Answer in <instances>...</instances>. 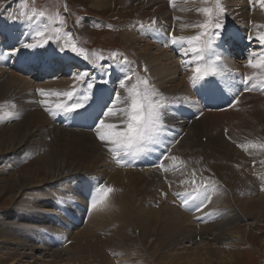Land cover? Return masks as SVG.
<instances>
[{"label":"rangeland","instance_id":"1","mask_svg":"<svg viewBox=\"0 0 264 264\" xmlns=\"http://www.w3.org/2000/svg\"><path fill=\"white\" fill-rule=\"evenodd\" d=\"M107 1L111 3L109 6L97 8L93 5V0H0V26L3 24L0 28V32L2 31L0 36L8 21L9 25L12 22L13 27L22 26L21 28L24 30L25 27L28 28L27 24L32 31L39 27L41 31L45 32L44 39L52 36L47 44L44 43V39L36 36L35 32L30 37L27 34L22 38L20 37V41L23 40L24 42L25 39L27 43H39L41 46L34 50H28L30 52L25 55L28 59L23 56L22 60L19 61V65L26 67L29 71V73H25L28 74L26 76L17 74L24 78V81L13 85L15 90L22 88V93L14 100L9 97L0 98V117H3L0 118V264H66L68 260H71L73 264H95V261L100 264H121L126 260L130 264H264V147H262L264 145V99L255 95L256 101H251L252 103L250 100L244 101L245 98L238 100L237 96L239 98L242 93L239 94L237 90L240 92L244 90L245 83L243 86L240 78L236 82V77L229 73L232 81H227L223 77L218 78L230 90L228 93L230 100L224 102L225 109L231 110L230 114L204 120L206 117L202 119L203 111L196 112L194 108L201 106L199 87L197 84L192 85L189 79L196 65L189 64L184 68L182 62V56L185 57L184 61H188L192 57L191 53L187 56L183 54V50L188 45L186 43L179 44V49H182L183 52L174 55L171 53L173 59L177 60L175 63L177 69L173 70L177 87H166L164 83L163 85L159 84L158 79L160 77L153 76L152 59L150 60L149 56L146 55L147 59L141 60L144 57L139 55L145 43L149 44V41L153 42L154 39L158 42H154L156 45H151L153 46L150 49L153 57L159 56L165 49L167 38L164 36V42L161 40L160 42L157 29H160L161 33L173 31L172 34L177 37H190L204 31L199 25L206 20L208 21L209 33L212 32L215 22H222L224 28L221 30V37L217 41V51H222V57L226 58L224 57V45L227 48L228 44H235V48L230 54L231 59L238 58L239 54H247L245 57L243 55V61L238 66L231 65L235 67V70H238L236 75H241L242 71L245 70L246 76L253 77L252 80L247 81V85H251L252 81L254 85H260L264 81V70L253 69L249 66L248 61L250 58L256 60L264 55V44L258 39L259 34L264 32V5L259 0H251L250 6L244 5L246 0H235L236 2L234 0H219L224 11L215 10L211 17H207L200 9L205 7L215 9L216 0H197V5H194L192 1H185L176 10L171 7L168 8V12H173V20L168 22L169 19L165 21L164 17L161 16L162 14L153 10L156 5L155 0ZM252 2L253 5H251ZM22 3L26 5V9H22ZM243 6L250 11H261L260 14H256V17L248 16L250 28H246L245 25L240 27L239 24L240 20L243 22L241 14ZM33 9L36 10L37 14L43 11L45 16L38 18L34 16L31 22L20 18L22 11L26 10L28 15H32ZM49 15L53 16L54 23L48 20ZM12 17H16V19ZM60 19H63L64 24L61 32L62 38L57 40L51 28L61 27ZM153 20L156 22L154 24L155 30L147 28ZM18 22L21 25H17ZM141 25H144L143 29ZM172 26L173 29H171ZM10 28L11 26L8 29ZM247 29L254 36L252 39H249L251 35ZM15 31L18 32V29ZM28 32L31 33L29 29ZM65 33H70V35H65ZM242 35L246 37L241 42L246 41L243 45L236 39ZM2 39H4L3 36ZM202 39L204 38L202 37ZM19 40L14 48L19 46L18 48L22 49V41ZM248 40H251L252 46L254 45L255 48H251ZM66 42L69 44L67 49H65ZM71 44H75L78 49H85L88 59L73 53L70 49ZM177 45L173 46L171 43L170 46L176 49ZM51 47L53 50L50 49ZM179 49L176 51L179 52ZM112 53H117L116 59L112 58ZM99 57H103V59L101 60ZM125 58L127 59L126 64L124 63ZM13 59L11 56V60ZM239 59L241 58L239 57ZM140 61L145 62V64H141ZM65 62L67 63L64 64ZM37 63L46 64L47 67L53 66L54 63L58 64L53 73L32 77L33 71L34 73L37 72V67L34 66ZM9 66L7 71L0 68V71H4V73H0V83L3 82L2 76L11 73ZM32 68H34L33 71L30 70ZM66 70H69L70 73L68 74ZM56 71L57 73H54ZM77 73L86 74V86L87 83H92L93 87L100 84L97 89L114 87L120 93L119 98L116 95L111 99L108 97V105L104 107L105 111L109 107H113L114 112H119L126 107L128 103L127 88L138 85L140 90L144 89L145 85L138 81V77L141 81L147 80L149 90L156 93L155 99L167 105L163 110V123L167 125V128L164 127L165 135L161 138L157 148L159 154H152L145 161H140L141 156L135 159L130 166L117 164L114 154L108 150V146L97 138L94 131L95 127L88 129L71 126V117L74 114L66 116L62 112H58L57 115L53 116L49 111H46L47 107H52L54 103L62 102L66 98L55 95L42 96L37 89H44L46 93H62L70 91L73 87L80 89L82 86L78 82L74 83V74ZM125 73L131 79L125 81V88H121L120 81L124 78ZM67 80H69V84H66ZM236 83L240 84L236 85ZM85 84L83 85L84 88ZM25 87L27 89H24ZM189 88L198 101L191 102ZM212 90L215 91L217 97L220 96L218 99L225 97V90L221 86L214 85ZM202 91L206 93L207 87L202 88ZM0 93H3V88ZM7 93L11 95L13 92L8 89ZM81 93L83 94L85 91ZM86 94L90 98H95L90 93ZM119 99H121L120 102L115 103ZM43 100H48L50 103L48 105L42 104L41 101ZM229 102L230 106H228ZM203 108L206 107L203 106ZM7 113H12V115L8 116ZM30 114L44 115L45 121H41L42 119L37 115L40 121L32 122L31 117H29ZM100 114L99 111L97 115L100 116ZM101 118L105 119L106 123H113L120 127L125 116L121 111L116 117L105 118L101 116L99 119ZM36 128H39L37 133L41 135L30 140V144L25 143L26 137L29 135L28 132L36 130ZM72 131H81L80 134H87L89 138L85 136L83 139L77 138L76 140L74 135L77 134H73ZM70 142L73 143L70 144ZM17 144H22L21 149L13 151V148L3 152L7 147L12 148ZM46 152L49 159L52 161L59 159L65 166L71 167V169L69 168L71 171L66 170L67 172L65 171L61 176L63 178H55V183L44 181L45 184L40 185L18 186L16 180L24 178L23 172L25 170H29L30 173L37 171L36 174L39 172V176L36 177L45 179L47 169L43 167L42 156ZM10 153L11 156L8 157ZM173 156L176 157L175 161L171 159ZM238 157L240 158L238 159ZM95 165H101L100 167L102 170L104 169L105 174L94 170ZM159 165H163V167L160 168ZM131 169H137V172ZM150 169L157 171L154 170L156 173L151 174L152 177L154 175L162 177L165 185L169 186L168 190H164L169 193L165 192L161 188L162 186L159 187L158 183H156L155 188L152 178L147 175L141 181L144 183L140 182V185L134 187L135 189L127 185L128 182L136 180L142 173L150 172ZM117 173L121 176L114 180ZM123 173L124 176H122ZM172 175L174 178H171ZM158 177H156V182L160 181ZM96 178L100 182H92V180L96 181ZM132 178L133 180H131ZM148 182L149 184H147ZM49 185L53 186L46 189ZM99 185L113 188L107 197L106 212L112 211L111 206L114 201L115 207H118L120 204L117 205V203L122 200L121 203L128 204L126 208L129 207V210L132 208L130 218L128 217L130 220L120 218L115 223L110 222V218L103 213L106 207L103 202L91 210H89L90 207L83 209L86 206V200L90 202L92 194ZM89 186L88 191H91L92 194L87 195L89 193L86 191V187ZM202 186L207 187L211 194V202H206L199 211L193 209L191 204L185 206V194L192 193L195 195L196 189H201ZM171 192H174L172 194H175V197L171 196ZM225 194H228L229 198H226ZM82 197L80 205L78 201ZM261 197L263 200L260 204L259 199ZM46 198L52 199L53 205L57 207L46 209L44 206L45 201H47ZM213 199L216 200H214V204H218L216 205L217 208L211 204ZM243 201L248 202L244 204ZM169 207L190 214L185 219L180 217L178 223L182 224L184 230H189L192 227L195 230L197 227L196 229H199L198 236L191 232L192 236L185 237L182 234L178 235V232L175 233V230L169 234L168 229L170 228L167 226L169 216H166ZM223 214L228 215L224 219L226 229L221 228V224L218 225L216 235L219 239L208 240V236H213L210 235V230L200 229L199 226L214 222L222 218ZM172 216L174 217L170 214V217ZM93 226L94 229L90 231ZM220 230L229 231L227 232L230 233L228 238H220ZM95 232H100L102 239L114 245V247L109 245V248H106L107 255L105 252L103 255L99 253L98 260L93 257L97 255L96 253L100 249ZM235 235L236 237L240 236L241 239H234ZM144 238L147 239L146 242ZM212 243H215L214 246ZM189 244L191 246L187 247ZM32 247H36V249ZM60 247H66V250L72 253L70 255H63L64 253H62V257L55 258L53 252ZM40 257H43L44 260L39 259ZM49 258L55 260L49 261L47 260Z\"/></svg>","mask_w":264,"mask_h":264},{"label":"bare ground","instance_id":"2","mask_svg":"<svg viewBox=\"0 0 264 264\" xmlns=\"http://www.w3.org/2000/svg\"><path fill=\"white\" fill-rule=\"evenodd\" d=\"M185 1H192V2H194V5H197V0H155V2H156V5L153 7V10L155 11V12H158V13H160V14H162L161 16H163L164 17V20L166 21L167 19H169V21L168 22H172V20H173V12H171V11H169L168 12V8L169 7H171L172 9H174V10H176L177 8H178V6L179 5H181L183 2H185ZM229 1H232V0H229ZM235 1V0H234ZM236 2V1H235ZM247 2H248V4H247ZM251 2V0H246V3H244V5H247V6H250V3ZM111 3L110 2H108L107 0H93V5L95 6V7H97V8H104V7H107V6H109ZM251 5H253V2H252V4ZM243 9H242V11H241V14H242V16H243V22L240 20L239 21V24H240V27H243L244 25L246 26V28H250L251 27V25H250V20L248 21V16H251V15H253V16H257L256 14H260V12L261 11H259V10H254V11H250V10H248L247 9V7H242ZM233 12V11H232ZM262 15V14H261ZM238 16V15H237ZM259 16V15H258ZM161 20H163V19H161ZM175 20V19H174ZM5 21V20H4ZM28 23V22H27ZM6 24V23H5ZM4 24V25H5ZM3 25V24H2ZM1 25V26H2ZM28 25V28L27 27H25L26 29L24 30V29H22L21 27H19V28H15V27H13V25L12 24H7V25H5V28L3 29V33H2V35L0 36V51H4V50H12L13 48H14V46L16 45V43H17V41L20 39V37L22 38L23 36H26V34L27 35H29L28 37H30L32 34H34V32L35 31H32L31 30V27L29 26V24H27ZM1 26H0V28H1ZM9 26H11V28L10 29H8L9 28ZM148 28V27H147ZM174 27L172 26V28L171 29H173ZM16 29H18V32H16L15 30ZM28 29L31 31V33L29 34V32H28ZM2 30V29H1ZM247 30H249V29H247ZM171 31V30H170ZM250 31V30H249ZM2 32V31H1ZM0 32V33H1ZM173 32V31H172ZM172 32L171 33H169V32H167L166 33V31L165 32H163V33H161V30L160 29H157V36L160 38L159 39V41L161 40L162 42H164L163 41V39L165 38L164 36H166V38H167V46L165 47V49L160 53V55L159 56H156V57H153V55H152V52H151V48L153 47V46H151V45H156L154 42H158V40H155L154 38H152V39H154L153 40V42L151 43L150 41H149V44H146L145 43V45L142 47V52H140L139 53V55L141 56V57H144V59H142L141 58V60H145V59H147V57H145L146 55L147 56H149V59L151 60V63L153 64V70H154V73H153V76H159L160 78L158 79V82H159V84L161 83V85H163V83L165 84V86L166 87H177L176 85H175V83H176V76L174 77L173 76V70L174 69H177L176 67H175V63L177 62V60H174L173 59V55L174 54H177V53H182L183 51H182V49H179V44L177 45V48L176 49H174V48H172L170 45V43H171V37L172 36H174L173 34H172ZM165 33H166V35H165ZM250 35H251V31H250ZM2 36L4 37V39H2ZM14 36H16V37H14ZM236 37V36H235ZM251 37L253 38L254 36H252L251 35ZM237 39V41H239L240 42V44L241 45H243L244 43H241L242 41H244V39H246V37H244L243 35H242V37H237L236 38ZM20 41V40H19ZM21 41H23V40H21ZM20 41V42H21ZM160 41V42H161ZM169 41V42H168ZM24 42H25V39H24ZM247 42H249V44H251V48H255V46L253 45L252 46V42H251V40H248ZM154 43V44H153ZM20 45V44H19ZM176 45V44H175ZM174 46V45H173ZM228 47L226 48V45H224V51H225V54H224V57H226V58H223L222 57V60H223V65H224V68L223 69H225V70H223L222 69V71L224 72V75H223V78L225 79V80H227V81H232V78L229 76V73H231V74H233L235 77H236V82H237V80H239V78H240V81L242 82L241 84H243L244 85V83H243V81H248V76H246V74H245V70L244 71H242V74L241 75H236L237 73H238V70H235L234 68L235 67H233V66H231V65H234V66H238V64L239 63H241L243 60V58L247 55V54H239V56H238V58H236V59H234V58H232L231 59V56H230V54H231V52H233V50H234V48H235V44L233 45L232 43L231 44H228L227 45ZM19 47V46H18ZM17 47V48H18ZM22 47V46H21ZM16 48V47H15ZM55 48V47H54ZM164 48V47H163ZM50 49H52L53 50V48L51 47ZM179 49V52H177L176 50H178ZM25 50V52H22V51H24ZM28 50H30V49H21L18 53V55H16V54H14V55H12V57L14 58L13 60H11V56L10 57H6L5 58V60L4 61H0V68H3L4 69V71H7V69H8V65H10L9 66V71H11V73L9 74V75H4V76H2L3 77V82H1L0 83V90L2 91V88H3V93L0 95V98H3V97H9V98H11V99H15L20 93H22V88L21 89H19V90H15L16 88L15 87H13V85H15V84H19V82H22V81H24V78H22V77H20V76H18L17 74H19L20 73V75H22V76H26V75H28V74H25V73H29V71L27 70V68L26 67H22V66H20L19 65V61H21L22 60V58H23V56H25L26 54H28L30 51H28ZM32 50H34V49H32ZM176 51V52H175ZM23 55H22V54ZM173 55H172V54ZM243 53V52H242ZM184 54V53H183ZM243 55H244V57H243ZM248 55H249V53H248ZM26 57V56H25ZM36 57V56H35ZM239 57L241 58V59H239ZM49 58V57H48ZM47 58V59H48ZM54 58V57H53ZM184 56H182V59H183V64H184V68H185V66H188L189 64H191V63H185L186 61H184ZM228 58V59H227ZM26 59H28L27 57H26ZM37 59V58H36ZM192 59V57H190V59L189 60H191ZM188 60V61H189ZM69 61V60H68ZM164 61H165V64H164ZM37 62V61H36ZM40 62V61H39ZM49 62H51V61H49ZM141 62V64L142 63H144L145 64V62H143V61H140ZM157 62V63H156ZM43 63V62H42ZM44 63H45V61H44ZM67 62H65L64 64H66ZM41 64V63H40ZM58 64V63H57ZM57 64H55V66L53 67V66H51V67H47L46 66V64H43V66H41V65H39L38 63L37 64H35L34 66L35 67H37L36 69H37V72H35L34 73V71H33V69L34 68H32V69H30V70H32L33 71V73H32V77H34V76H38V75H46V74H50V73H53V71L55 70V69H57ZM185 64H187V65H185ZM37 65V66H36ZM84 65V64H83ZM191 65H194V64H191ZM176 66H177V64H176ZM49 68L48 70H47V68ZM60 67V66H59ZM178 67H179V65H178ZM188 68V67H187ZM186 68V69H187ZM180 70V69H179ZM4 71H0V73H4ZM62 71H65V70H62ZM67 72H68V74L70 73L69 72V70H66ZM176 71V70H175ZM227 71V72H226ZM235 74H234V73ZM37 73V74H36ZM54 73H57V71L56 72H54ZM184 77V76H183ZM251 78H253V77H251ZM186 79V78H185ZM182 80H184V78H182ZM250 80H252V79H250ZM239 81V82H240ZM4 82H6L5 84H3ZM69 82V80H67V83L66 84H69L68 83ZM251 82V81H250ZM62 83H65V82H62ZM181 83V82H180ZM240 84V83H239ZM239 84H237L236 83V85H239ZM55 85V84H54ZM65 85V84H64ZM180 85V84H179ZM193 85V84H192ZM252 85H254V82L252 81V83H251V85H249L248 84V87L250 88V89H253V90H249V91H245V90H241V92L240 91H238L237 90V92L239 93V94H241L240 95V97L238 98V100H240L241 98H245V100L244 101H246V100H250V102L252 101H256V97H255V95L256 96H260L262 99H264V81L263 82H261L260 83V85H258V84H256L255 85V87H252ZM98 86H100V84H97V85H95L91 90H89V89H87V86H86V84H85V88H86V90H84L85 88H84V86H82L80 89H79V94H82L81 92H83V91H85V93H90L93 97H95V98H90L89 99V101H88V104H87V107L86 108H88L89 107V102H91V108H90V110L91 111H93V117H94V119H95V121L96 122H94L95 124L94 125H91V123H90V125L87 127L88 129L89 128H93V127H95L96 126V124H97V120H99V118L101 117V116H103L102 115V113L105 111V106L106 105H108V97H109V94H108V92H102L104 89H105V87L104 88H102L101 89V91H100V89H97L98 88ZM214 86V85H213ZM241 86V85H240ZM102 87V86H101ZM237 87V86H236ZM204 88V87H203ZM238 88H240V87H238ZM8 89L9 90H11L13 93L11 94V95H8ZM24 89H27V87H25ZM114 89V90H113ZM108 90H109V92L111 91V95H112V97H114L115 95H116V93H117V91L115 90V88L114 87H111V88H109L108 87ZM21 91V92H20ZM100 91V92H99ZM189 93H191V95H190V100H191V102H195V101H198V99L195 97V95H194V93L192 92V90L189 88ZM224 91V90H223ZM222 91V92H223ZM234 91H236V90H234ZM233 91V92H234ZM97 92H99L98 94H97ZM207 92V91H206ZM215 92V91H214ZM236 92V93H237ZM244 92V93H243ZM6 93V95L4 96V94ZM85 93H83V94H85ZM97 94V95H96ZM224 94V93H223ZM231 94H233L232 93V91H231ZM234 94H235V92H234ZM258 94H260V95H258ZM220 97V96H219ZM218 97V98H219ZM223 97V96H222ZM120 100L121 99H119V100H117L115 103H118V102H120ZM261 100V99H260ZM241 102V101H240ZM251 102V103H252ZM237 103H238V101H237ZM239 104V103H238ZM242 105V104H241ZM118 106V105H117ZM228 106H230V102L228 103ZM227 106V107H228ZM236 106V105H235ZM234 106V107H235ZM116 107V106H115ZM205 107L206 108H203V105H199V107L198 106H195L194 108H195V110H196V112H198V111H203L202 112V119L203 118H205L204 120H208V119H210V118H212V117H215V116H219V115H225V114H228L231 110L228 108L227 110L225 109V104H224V102L222 101V98H220L217 102H216V104L215 105H213V106H210V105H208V104H206L205 105ZM220 107V108H219ZM223 107V108H222ZM226 107V108H227ZM249 107V106H248ZM117 108V107H116ZM246 108V107H245ZM26 109V108H25ZM261 109V108H260ZM191 110L193 111V108H191ZM246 110V109H245ZM248 110V109H247ZM251 110V109H250ZM99 111L101 112V114H100V116L97 118V114L99 113ZM249 111V110H248ZM121 111H119V112H116L117 113V115L120 113ZM227 112V113H226ZM36 113V112H35ZM230 114V113H229ZM251 114V113H250ZM37 115L38 114H33V115H29V117H31V119H32V122H38V121H40V119L39 118H37ZM116 115V116H117ZM42 120L41 121H45V117H44V115H38ZM116 116H114V117H116ZM251 116V115H250ZM227 117V116H226ZM232 117V116H231ZM97 119V120H96ZM238 119V118H237ZM228 120V119H227ZM235 120V119H234ZM237 121V120H236ZM239 121V120H238ZM91 122V121H90ZM230 122V121H229ZM240 122V121H239ZM260 122V121H259ZM27 123V122H26ZM223 123V122H222ZM231 125V124H230ZM233 125H234V123H233ZM220 128V127H219ZM259 128V127H258ZM38 129L39 128H36V130H32V131H36V132H33L32 133V131H29L28 132V136L26 137V140H25V143H29L30 144V140H34L37 136H39V135H41V134H38L37 133V131H38ZM77 129V128H76ZM87 129V130H88ZM62 130V129H61ZM81 130H83V129H81ZM86 130V131H87ZM59 131V130H58ZM63 131V130H62ZM44 132V131H43ZM64 132V131H63ZM80 132L81 131H79V132H77V131H72V133L73 134H77V135H74L75 137H76V140H77V138L78 139H83L85 136H88V138H89V135H87V134H80ZM189 132V131H188ZM194 132V131H193ZM60 133H62L61 131H60ZM73 136V137H74ZM72 138V137H71ZM70 138V139H71ZM94 138V137H93ZM68 139V138H67ZM196 139V138H195ZM67 141V140H66ZM82 141V140H81ZM21 142H23V141H21ZM85 142V141H84ZM226 142V141H225ZM17 143V142H16ZM24 143V144H25ZM69 143V142H68ZM71 143H73V142H70V144ZM93 143V142H92ZM191 143V142H190ZM91 144V143H90ZM78 145V144H77ZM99 145V144H98ZM22 146V144H20V145H16V146H14V147H12V148H6L5 150H3V152H6V151H8V150H11V149H13V151H16V150H18L20 147ZM56 146V145H55ZM84 146V145H83ZM95 146V145H94ZM196 146V145H195ZM27 147V146H26ZM57 147V146H56ZM88 147V146H87ZM230 147V146H229ZM72 148H73V146H72ZM77 148V147H76ZM79 148V147H78ZM90 148V147H89ZM88 148V149H89ZM95 148H97V147H95ZM228 148V147H227ZM21 149V148H20ZM1 150V149H0ZM24 150V149H23ZM22 150V151H23ZM74 150V149H73ZM98 150H99V148H98ZM97 150V151H98ZM224 150V149H223ZM21 151V150H20ZM78 151V150H77ZM71 152V151H70ZM74 154V153H73ZM99 155V154H98ZM9 156H11V153L10 154H8V157ZM101 156H104V155H101ZM161 156V155H160ZM166 156V155H165ZM60 157V156H59ZM69 157V156H68ZM162 157V156H161ZM61 158V157H60ZM240 157H238V159H239ZM67 159V158H66ZM42 160H43V167H44V169H47L46 171H47V175H46V177H45V179H41V178H37L36 176L39 174V172L36 174V172L37 171H35V172H33V173H30L29 172V170H25L24 172H23V175H24V178L22 179V180H16V184L18 185V186H20V187H27V186H31V185H34V184H38V185H40V184H45L44 183V181L45 182H47V183H49V182H54L55 181V178H57V177H60V178H63V177H61L64 173H65V171L66 170H70L71 169V167H69V166H65V164H63V163H61V161H59V159L58 160H54V161H52V159H49V156L47 155V152L45 153V155H43L42 156ZM68 161V160H67ZM240 161V160H239ZM68 162H70V161H68ZM161 164V163H160ZM69 165V164H68ZM84 165H86V164H84ZM77 166H78V163H77ZM87 166V165H86ZM90 166V165H89ZM94 166V165H93ZM101 165H95V167H94V170H97L99 173H104V169L102 170V168L100 167ZM160 166V165H159ZM85 167V166H84ZM105 167V166H104ZM208 167V166H207ZM70 168V169H69ZM73 168V167H72ZM75 168V167H74ZM91 168V167H90ZM93 168V167H92ZM106 168V167H105ZM160 168H161V166H160ZM185 168V167H184ZM81 169V168H80ZM84 169V168H83ZM86 169V168H85ZM107 169V168H106ZM75 170V169H74ZM74 170H72V171H74ZM77 170V169H76ZM112 170H114V169H112ZM128 170V169H127ZM132 170V169H131ZM137 169H133L132 171H136ZM148 170V169H147ZM155 170V169H154ZM154 170L153 169H150V172L149 171H147V172H145V173H142V175H140L136 180H134V181H131V182H128L127 183V185L128 186H130L131 188H134V187H137L138 186V184L142 181V179L144 178V176L145 175H147V176H149V177H151L152 178V180H153V184H154V186H155V188H156V183H158V185H159V187H161L163 190L165 189V190H168V187L165 185L166 183H165V181L162 179V177L161 176H157V175H154L153 177L151 176V174H153V173H156V172H154ZM71 171V170H70ZM85 171V170H84ZM119 171V170H118ZM129 171V170H128ZM22 172V171H21ZM21 172H19V173H21ZM41 172V171H40ZM67 172V171H66ZM69 172V171H68ZM137 172V171H136ZM135 172V173H136ZM127 173V172H126ZM139 173V172H138ZM182 173H183V171H182ZM105 174V173H104ZM137 174V173H136ZM172 174V173H171ZM181 174V173H180ZM22 175V174H21ZM111 175V174H110ZM129 175V174H128ZM176 175V174H175ZM39 176V175H38ZM70 176V175H69ZM112 176V175H111ZM121 175H119L118 173L114 176V180H115V178H118V177H120ZM122 176H124V173L122 174ZM136 176V175H135ZM169 176H170V174H169ZM173 176V175H172ZM156 177H158L159 178V182H156ZM176 177V176H175ZM181 177V176H180ZM65 178V177H64ZM71 178V177H70ZM73 178V177H72ZM107 177L105 176V179H106ZM134 178V177H133ZM133 178L131 179V180H133ZM157 178V179H158ZM161 178V179H160ZM171 178H174V176L173 177H171ZM179 178V177H178ZM15 180V179H14ZM47 180V181H46ZM123 180V179H122ZM150 180V179H149ZM60 181H61V179H60ZM64 181V180H63ZM73 181V180H72ZM107 181V180H106ZM42 182V183H41ZM92 182H100V180L99 179H97L96 178V181L95 180H92ZM108 182H109V180H108ZM125 182V181H124ZM126 182H127V180H126ZM55 183V182H54ZM141 183H144V182H141ZM51 184V183H50ZM53 184V183H52ZM147 184H149V182L147 183ZM60 185V184H59ZM64 185V184H63ZM140 185V184H139ZM51 186H53V185H49L46 189H48L49 187H51ZM149 186V185H148ZM147 186V187H148ZM153 186V187H154ZM62 187V186H61ZM146 187V188H147ZM164 187V188H163ZM54 188V187H53ZM59 188V187H58ZM67 188V187H66ZM87 188V190L86 191H88L89 190V188H90V186L89 187H86ZM115 188V187H114ZM19 189V188H18ZM79 189V188H78ZM135 189V188H134ZM148 189V188H147ZM147 189H146V191H147ZM170 189V188H169ZM82 190V189H81ZM149 190H150V186H149ZM152 190V189H151ZM164 190V191H165ZM172 190V189H171ZM22 191V190H21ZM136 191V190H135ZM93 192V191H92ZM149 192V191H148ZM165 192H167V191H165ZM80 193V192H79ZM88 193L89 194H87V195H90V194H92L91 193V191H88ZM133 193V192H132ZM137 193V192H136ZM162 193V192H161ZM167 193H169V192H167ZM172 193H174V192H171V196H173V197H175L174 195L175 194H172ZM49 194V193H48ZM134 194V193H133ZM160 194V193H159ZM224 194V193H223ZM50 195V194H49ZM48 195V196H49ZM117 195V194H116ZM170 195H169V197H171ZM47 197V196H46ZM167 197V196H166ZM225 197L226 198H229V196H228V194L226 195L225 194ZM80 198V197H79ZM225 198V199H226ZM45 199V198H44ZM82 199H83V197L78 201V203L80 204V201H82ZM85 199V198H84ZM170 199V198H169ZM46 200L47 201H45V204H44V206L46 207V209L48 208H52V207H57L56 205H53V200L52 199H47L46 198ZM115 200H116V198H115ZM119 200V199H118ZM131 200H133V199H131ZM214 200L215 199H213L212 200V206L213 205H215V207L217 208V206L216 205H218V204H214ZM260 204L262 203V200H263V197H261L260 199ZM163 201V200H162ZM174 201H176V200H174ZM216 201V200H215ZM264 201V200H263ZM55 202V201H54ZM65 202V201H64ZM90 202H91V199H90ZM90 202L88 201V200H86V206L85 207H83V209H87V207H90ZM121 202H123L122 200L120 201V202H118L117 203V205L118 204H120V206H118V207H115V201H114V203H113V205L111 206V209H112V211L111 212H106V209H107V207H108V204H107V206L104 208V210H103V213H105L109 218H110V222H114L115 223V221L117 220V219H120V218H127V220H130L129 218H130V215H131V213H132V208H131V210H129V207L128 208H126V206L128 205L127 203H121ZM211 202V201H210ZM244 202V204L246 203V202H248V201H243ZM254 202V201H253ZM252 202V203H253ZM258 202V201H257ZM135 203V202H134ZM164 203V202H163ZM217 203V202H216ZM102 204V203H101ZM133 204V203H132ZM191 204V203H190ZM243 204V205H244ZM41 205H43V204H41ZM81 205V204H80ZM99 205V204H98ZM116 205V206H117ZM135 205V204H134ZM161 205H163L164 206V204H161ZM166 205H170V204H166ZM254 205V204H253ZM125 206V207H124ZM170 206H173V205H170ZM222 206V205H221ZM114 207L116 208L115 210H116V212L114 213ZM168 207V206H167ZM248 207V206H247ZM218 208H220V207H218ZM82 209V210H83ZM194 209V208H193ZM193 209H191V210H193ZM243 209H245V210H248V209H246V208H243ZM253 209V208H252ZM80 211V210H79ZM94 211V210H93ZM93 211H92V213H93ZM140 211V210H139ZM174 211H176V209L175 208H173V207H169L168 208V212H166V214L165 213H163V215L165 214L166 216H169V218H170V221H169V218L167 219V226H168V228H170V229H172V230H170V229H168V233L170 234L171 232H174V230H175V233H177L178 232V235H180V234H182L183 236H185V237H188V236H192V234H191V232H193V233H196L195 235L196 236H198V230L199 229H196L195 228V230H194V228L192 227V228H190L189 230H184L183 228H182V224L181 223H178L179 221H180V219L181 218H183V219H185L186 217H188L190 214H188V213H183V211L182 212H179V211H176L175 213H174ZM241 211V210H240ZM50 212H52V211H50ZM55 212V211H54ZM143 212V211H142ZM145 212V211H144ZM254 212V211H253ZM53 213V212H52ZM60 213V212H59ZM59 213H58V215H59ZM149 213V212H148ZM147 213V214H148ZM227 213V212H226ZM139 214V213H138ZM137 214V216H139ZM170 214L171 215H174V217L172 216V217H170ZM91 215V214H90ZM150 215V214H149ZM159 215V214H158ZM224 216H222V218H219V219H217L216 221H214V222H211V223H206L205 224V226L204 225H202V226H199V228L200 229H204V230H210V235H213L212 237H207V239L208 240H217V239H219L218 238V235H216L218 232H217V226L218 225H220L221 224V228H224V229H226L225 228V223H224V219L228 216V215H226V214H223ZM127 216V217H126ZM142 216V215H141ZM218 216V215H217ZM129 217V218H128ZM146 217V216H145ZM181 217V218H180ZM221 217V216H220ZM105 218V217H104ZM138 218V217H137ZM148 218H149V216H148ZM154 218V217H153ZM153 218H152V220H153ZM136 219V218H135ZM154 219H156V218H154ZM188 219V218H187ZM109 220V219H108ZM107 220V221H108ZM126 220V221H127ZM149 220V219H148ZM215 220V219H214ZM67 221V220H66ZM98 221V220H97ZM137 221H138V219H137ZM146 221V220H145ZM145 221H144V223H145ZM151 221V220H150ZM162 222V221H161ZM43 224V223H42ZM70 224V223H69ZM108 224V223H107ZM112 224V223H111ZM123 224V223H122ZM121 224V225H122ZM149 224V223H148ZM163 224V223H162ZM117 225V224H116ZM124 225V224H123ZM47 226V225H46ZM91 226V225H90ZM142 226V225H141ZM155 226V225H154ZM163 226V225H162ZM84 228V227H83ZM101 228V227H100ZM124 228H125V226H124ZM141 228V227H140ZM146 228V227H145ZM158 228H159V226H158ZM230 228H232L231 226H230ZM236 228V227H235ZM94 229V226H93V228L90 230V231H92ZM97 229V228H96ZM126 229V228H125ZM144 229V228H143ZM162 229V228H161ZM227 229H228V227H227ZM85 230V229H84ZM104 230V229H103ZM216 230V231H215ZM83 231V230H82ZM111 231V230H110ZM114 231V230H113ZM84 232V231H83ZM88 232H89V230H88ZM116 232V231H115ZM153 232V231H152ZM158 232V231H157ZM227 232H229V231H222V230H220V234H221V236H219L220 238H228L227 236L230 234V233H227ZM80 233V232H79ZM87 233V232H86ZM109 233V232H108ZM142 233V232H141ZM146 233V232H145ZM148 233V232H147ZM174 233V234H175ZM236 233V232H235ZM80 234H82V233H80ZM90 234H91V232H90ZM95 234L97 235L96 236V241H98V245L100 246V249H98V253H96L97 255V257L96 256H93L94 257V259H96V260H98L97 258H98V256H99V253L101 254V255H103L104 254V252H105V255H107V249L106 248H109V245H111V246H113L114 247V245H113V243H111L110 244V242H108V241H105L104 239H102L101 237H100V235H102L100 232H95ZM110 234H111V232H110ZM113 234V233H112ZM116 234V233H115ZM173 234V233H172ZM219 234V235H220ZM231 234H233V233H231ZM77 235V234H76ZM106 235V234H105ZM121 235V234H120ZM152 235V234H151ZM163 235V234H162ZM165 235V234H164ZM177 235V236H178ZM234 235V234H233ZM237 235V234H236ZM236 235H235V237H234V239H236V240H240L241 239V237L240 236H238V237H236ZM60 236V235H59ZM94 236V235H93ZM167 236V235H166ZM195 236V237H196ZM42 237V236H41ZM76 237V236H75ZM81 237H82V235H81ZM144 237V236H143ZM153 237V236H152ZM159 237V236H158ZM194 237V236H193ZM67 238V237H66ZM88 238V237H87ZM149 238H150V235H149ZM191 238V237H190ZM75 240V239H74ZM83 240V239H82ZM92 240H93V238H92ZM112 240V239H111ZM141 240V239H140ZM144 240H145V238H144ZM143 240V241H144ZM147 240V239H146ZM146 240H145V242H146ZM162 240V239H161ZM167 240V239H166ZM166 240H163V241H166ZM42 241V240H41ZM169 241V240H168ZM45 242V241H44ZM83 242H84V240H83ZM82 242V243H83ZM178 242V241H177ZM179 243V242H178ZM45 244H46V242H45ZM71 244H72V242H71ZM79 244V243H78ZM81 244V243H80ZM208 244V243H207ZM213 244H215V243H212V245ZM35 245H36V243H35ZM35 245H30V246H35ZM37 245H39V244H37ZM46 245H48V244H46ZM209 245V244H208ZM211 245V246H212ZM50 246V245H49ZM169 246V245H168ZM188 246H191L190 244L189 245H187V247ZM204 246V245H203ZM202 246V247H203ZM205 246H206V244H205ZM214 246V245H213ZM86 247V246H85ZM32 248H34V249H36V247H32ZM45 248V247H44ZM70 248V247H69ZM84 248V247H83ZM147 248V247H146ZM154 248V247H153ZM57 249V248H56ZM80 249V248H79ZM212 249V248H211ZM59 250V251H58ZM58 250H55L54 252H53V256H55V258L57 257V258H60V257H62V253H64L63 255H70L72 252L71 251H69V250H66V247H60V248H58ZM76 251V250H75ZM80 251H82V250H80ZM86 251V250H85ZM215 251V250H214ZM77 252V251H76ZM84 252V251H83ZM150 252V251H149ZM145 253V252H144ZM152 253V252H151ZM152 254H154V253H152ZM151 254V255H152ZM85 255V254H84ZM72 256V255H71ZM155 256V255H154ZM104 258H105V256H104ZM108 258V257H107ZM106 258V259H107ZM152 258V257H151ZM39 259H43V257H40ZM83 259H84V257H83ZM82 259V260H83ZM44 260V259H43ZM47 260H49V261H52V260H55V259H47ZM115 261V260H114ZM125 261V260H124ZM204 261V260H203ZM53 262H55V261H53ZM66 262V261H65ZM84 263H85V261H83ZM96 263L95 264H100L98 261H95ZM106 262H108V261H106ZM190 262V261H189ZM112 263H114V262H112ZM124 263H129L130 264V262H128L127 260H126V262H123V263H121V264H124ZM42 264V263H41ZM44 264H47V263H44ZM66 264H73L72 263V261L71 260H68L67 262H66ZM115 264V263H114Z\"/></svg>","mask_w":264,"mask_h":264},{"label":"snow or ice","instance_id":"3","mask_svg":"<svg viewBox=\"0 0 264 264\" xmlns=\"http://www.w3.org/2000/svg\"><path fill=\"white\" fill-rule=\"evenodd\" d=\"M259 2L264 5V0H259ZM22 9H26L24 3L21 4ZM215 10L223 12L224 9L221 7L219 0H216L215 9L205 7L200 9V11L207 17H211ZM36 16L44 17L45 13L40 11L38 14L35 9L32 10V15H28L27 11H22L20 13V18L31 22L32 18ZM16 19V17H12ZM48 20L54 23V18L52 15L48 16ZM155 20L148 25L149 29H154ZM61 27H52L51 31L55 35L56 39H61L62 26L64 24L63 19L59 20ZM111 27V26H109ZM200 28L204 31L200 32L197 35L190 37H171V43L175 44H187L188 47L184 49V55L192 54V59L186 61L185 63L195 64L196 67L193 69V74L189 77L193 85H196L198 82L207 83L209 77H223L224 72L222 69L223 65V52L217 51V41L221 37V30L224 28L222 22H215L213 25L212 32H208V21L206 20L203 24L199 25ZM141 28H144V25H141ZM36 36H39L41 39H44L45 32L41 31L39 27L34 29ZM65 35H70V33H65ZM202 37L204 39H202ZM52 39V36H49L47 39H44V43L47 44L49 40ZM249 39H252L249 36ZM258 39L264 44V32H261L258 36ZM23 49H35L40 47L39 43H27L21 42ZM69 47V44L66 42L65 49ZM70 49L73 53L83 56L85 59H88L86 50L82 48H77L75 44L70 45ZM21 49L13 48L12 50L0 51V61H4L6 57H10L18 53ZM64 50V49H62ZM210 54V55H209ZM117 53H112V58L116 59ZM103 59V57H99ZM124 63H127L125 58ZM248 64L253 69L264 70V55H261L258 59L253 60L249 59ZM131 71V69H129ZM146 71V69H145ZM85 73L74 74V83H79L83 86L85 84ZM131 77L125 73L124 78L120 81V87L125 88V81L130 80ZM139 82L145 85L143 90H140L138 85H132L130 88L126 89L127 93V105L123 109L119 110L124 113L125 119L122 122V125L118 127L113 123H106L105 119H99V123L95 126V133L97 138L104 142L108 146V150L114 154L115 162L117 164H124L125 166H130L135 159L146 155L151 151L152 145H158L160 143V135L165 125L163 123V110L167 106L166 103H162L160 100L155 99L156 93L150 91L148 88L147 80H140ZM252 79L251 77L248 80ZM106 82V81H105ZM245 83V91H249L250 88ZM255 87V85H252ZM93 88L92 83H87V89L91 90ZM40 95H55L57 97L63 96L66 100L62 102H56L52 107H47L46 111H49L51 115L55 116L58 112H62L64 115L76 114L81 109L87 107L88 101L90 99L88 94H79V89L73 87L70 91H64L62 93H46L44 89H37ZM116 97H120V93H116ZM238 99V96H237ZM42 104L48 105L50 102L48 100L41 101ZM6 115L10 116L12 113H7ZM117 115L114 112L113 107H109L107 111L103 112V117H112ZM3 118V117H0ZM18 118V117H17ZM264 147V145H262ZM173 161L176 160V157H171ZM163 167V165H161ZM167 171V169H165ZM113 191V188L107 187L104 185H99L95 192L92 194L90 209L95 208L98 204L104 203L106 206V201L109 193ZM186 198L184 199V205L189 206L191 203L192 207L199 211L204 207L206 202L211 201V194L209 193L207 187L202 186L201 189H196V194L192 193L185 194Z\"/></svg>","mask_w":264,"mask_h":264}]
</instances>
